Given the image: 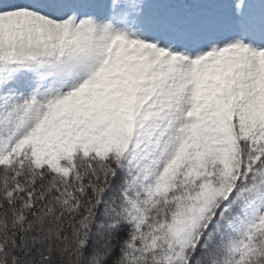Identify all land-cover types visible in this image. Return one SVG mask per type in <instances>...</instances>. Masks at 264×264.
Segmentation results:
<instances>
[{
  "label": "snow or ice",
  "instance_id": "1",
  "mask_svg": "<svg viewBox=\"0 0 264 264\" xmlns=\"http://www.w3.org/2000/svg\"><path fill=\"white\" fill-rule=\"evenodd\" d=\"M0 264H264V0H0Z\"/></svg>",
  "mask_w": 264,
  "mask_h": 264
}]
</instances>
